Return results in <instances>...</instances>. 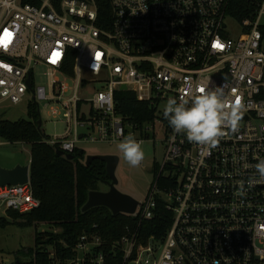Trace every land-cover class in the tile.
Listing matches in <instances>:
<instances>
[{
  "label": "built area",
  "instance_id": "obj_1",
  "mask_svg": "<svg viewBox=\"0 0 264 264\" xmlns=\"http://www.w3.org/2000/svg\"><path fill=\"white\" fill-rule=\"evenodd\" d=\"M244 1L254 12L238 22L231 0H109L105 29L96 0H61L57 10L51 0H0V106H50L49 117L61 116L66 129L47 145L73 156L80 144L129 134L142 144L162 134L158 172L128 217L150 220L161 200L172 224L161 241L121 238L112 250L122 264H264V178L255 169L264 158V0ZM228 20L238 33L228 32ZM39 66L46 86L33 83ZM219 86L240 111L235 131L225 128L209 146L170 127L169 98L191 100ZM127 92L153 119L138 124L118 112L116 95ZM38 206L30 182L0 187V214ZM77 242L75 258L60 264L104 263L97 235Z\"/></svg>",
  "mask_w": 264,
  "mask_h": 264
},
{
  "label": "trees",
  "instance_id": "obj_2",
  "mask_svg": "<svg viewBox=\"0 0 264 264\" xmlns=\"http://www.w3.org/2000/svg\"><path fill=\"white\" fill-rule=\"evenodd\" d=\"M60 1L51 0L52 7L57 10ZM41 2L42 0H22V4L33 7ZM96 3L99 10L98 25L107 29L110 22L109 0H96ZM229 7V16L238 22L249 19L254 12L244 0H231ZM68 64L65 73L70 76L72 60ZM116 99L120 103L118 112L131 121L143 124L153 119L149 106L138 102L131 93H118ZM27 116L28 121L17 122L0 118V140L30 146L29 182L39 208L23 214L7 211V217L0 218V227L6 228L7 220L10 219L13 223L18 222L21 228L36 227L43 223L60 228V232L55 234L36 231L33 248L13 254L16 264H60L72 260L76 256L74 250L77 240L82 235L99 237V252L102 253L103 264H122L121 251L112 250V247L123 237L136 233V239L142 245H146L149 238L161 241L172 224L171 215L161 200L157 201L154 215L148 221L122 214L113 216L101 207L82 213L88 193L99 191V185L109 181L104 163L93 160L89 166H84L86 153L83 150H75L73 161H67L44 142L47 137L37 130L39 114L36 105L27 108ZM150 169L153 181L158 165L153 163ZM19 258H26L27 261L22 262Z\"/></svg>",
  "mask_w": 264,
  "mask_h": 264
},
{
  "label": "rangeland",
  "instance_id": "obj_3",
  "mask_svg": "<svg viewBox=\"0 0 264 264\" xmlns=\"http://www.w3.org/2000/svg\"><path fill=\"white\" fill-rule=\"evenodd\" d=\"M228 32L236 34L239 32V28L233 22L229 20L225 22ZM45 68L43 66L37 67L33 71V83L35 86H46L44 78ZM49 108H44V105L39 106V117L42 120L40 128L41 135L44 137L54 138L62 136L66 129L65 121L61 116L53 119L49 117ZM0 118L17 122L21 120L28 121L27 106L26 103H21L19 106L2 105L0 106ZM155 136L149 140L144 141L141 144L144 152V159L137 165H130L124 158L123 154L118 149V144H80L82 150L86 153V156L93 155H114L118 157L119 162L116 167L115 176L118 184L116 188L121 193L131 196L138 204L142 203L147 195L149 185L152 181L151 165L155 162L162 161L163 151L160 143L162 134L155 131ZM30 146L28 144H10L5 140H0V168H13L15 166H26L30 161ZM100 190L106 192L107 188L103 185H99ZM4 219L7 214H0ZM8 219V218H7ZM6 228L0 227V264H16L13 254L27 248H33L34 234L37 231L59 233L60 228L48 224H39L36 227H23L18 226V222L13 223L10 219ZM20 261H27L26 258H19Z\"/></svg>",
  "mask_w": 264,
  "mask_h": 264
},
{
  "label": "clouds",
  "instance_id": "obj_4",
  "mask_svg": "<svg viewBox=\"0 0 264 264\" xmlns=\"http://www.w3.org/2000/svg\"><path fill=\"white\" fill-rule=\"evenodd\" d=\"M163 114L170 127L178 134H184L193 143L214 146L225 135V128L235 131L241 119L236 107H228V100L222 86L192 97L191 100L169 98L163 107ZM119 151L132 166L144 159L141 144L133 134L118 144ZM255 169L264 178V158L255 164ZM241 194L244 188L240 189Z\"/></svg>",
  "mask_w": 264,
  "mask_h": 264
},
{
  "label": "water",
  "instance_id": "obj_5",
  "mask_svg": "<svg viewBox=\"0 0 264 264\" xmlns=\"http://www.w3.org/2000/svg\"><path fill=\"white\" fill-rule=\"evenodd\" d=\"M27 85H30L29 78L26 80ZM124 91L125 88H122ZM39 114V112H38ZM42 125V120L38 117V122L36 124L37 130L40 131ZM61 157H64L67 161H73V156L65 154L60 150L56 151ZM93 160H99L104 163L105 170L109 181L105 182L103 186L108 188L106 192L94 191L88 193L87 201L81 209L82 213H85L94 208H105L111 215L115 216L122 214L125 216L133 215L138 207V202L131 196H127L116 188L118 181L115 176L116 167L118 165L119 159L114 155H93L87 156L84 162V166H89ZM29 182V165L26 166H15L11 169L0 168V187L4 185L8 186H22Z\"/></svg>",
  "mask_w": 264,
  "mask_h": 264
},
{
  "label": "crops",
  "instance_id": "obj_6",
  "mask_svg": "<svg viewBox=\"0 0 264 264\" xmlns=\"http://www.w3.org/2000/svg\"><path fill=\"white\" fill-rule=\"evenodd\" d=\"M86 157H87V156H85V159H86ZM84 162H85V161H84ZM84 162H83V164H84ZM28 165H29V164H28ZM7 169H11V168H7ZM27 249H28V248H27Z\"/></svg>",
  "mask_w": 264,
  "mask_h": 264
},
{
  "label": "flooded vegetation",
  "instance_id": "obj_7",
  "mask_svg": "<svg viewBox=\"0 0 264 264\" xmlns=\"http://www.w3.org/2000/svg\"><path fill=\"white\" fill-rule=\"evenodd\" d=\"M104 188H106L105 186H103ZM107 190H108V188H107Z\"/></svg>",
  "mask_w": 264,
  "mask_h": 264
}]
</instances>
